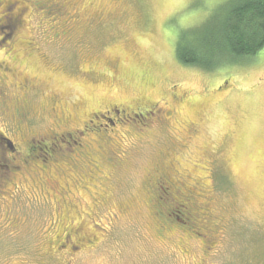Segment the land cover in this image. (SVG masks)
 Here are the masks:
<instances>
[{
  "label": "rangeland",
  "instance_id": "rangeland-1",
  "mask_svg": "<svg viewBox=\"0 0 264 264\" xmlns=\"http://www.w3.org/2000/svg\"><path fill=\"white\" fill-rule=\"evenodd\" d=\"M1 1L0 42L12 38L0 62L32 83L28 93L9 87V106L30 109L23 131L36 140L71 132L81 144L53 167L45 199L34 174L9 164L15 183L0 197V264H264V46L205 70L179 59L186 30L176 40L169 26L177 21L167 25L183 0H61L51 13L23 0L15 32L4 26L15 24L12 2ZM227 1L215 0L190 29L202 32ZM149 104L151 120H126L111 134L98 119L84 129L108 106L140 113ZM9 125L4 117L2 130L18 139ZM33 155L50 162L46 148ZM162 173L177 182L173 195L197 194V212L180 210L181 223L167 215L170 194L154 191Z\"/></svg>",
  "mask_w": 264,
  "mask_h": 264
},
{
  "label": "flooded vegetation",
  "instance_id": "flooded-vegetation-1",
  "mask_svg": "<svg viewBox=\"0 0 264 264\" xmlns=\"http://www.w3.org/2000/svg\"><path fill=\"white\" fill-rule=\"evenodd\" d=\"M49 2H43L42 0L37 1V9L46 10V13H51L55 9V4H58L61 0H48ZM2 1L0 0V3ZM12 4V14L11 18L13 21H15V24L11 22L9 26L4 25L9 29V31L12 30V32L17 31V28L20 24L18 22V19L23 17V15H26V12L28 10V7L23 3V0H11ZM4 3V2H2ZM11 10V9H10ZM2 20H5V17L3 16V19H0V22ZM6 21V20H5ZM7 22V21H6ZM5 22V23H6ZM12 37H4L1 39L0 45L6 43L7 41L11 40ZM10 56V55H7ZM15 67L14 63H10V65H7L4 62H0V167H5L4 173L6 174L3 176V186L0 189V197L3 198L5 193H8L9 190H4V188L8 189V185L10 183H15L13 179L9 177V174H12L10 172L9 164L11 163H17L14 168H21L19 165H22L23 173L26 172L32 173L35 175V177H31L35 183L36 186L40 187V191L43 193V197L45 199V196L48 197L52 195L47 190V181L50 178H53L54 176L51 175V172L54 171L53 167L56 166L57 168L60 164L59 159L64 157L68 154H72L74 152L73 145H80L81 140L73 138V133L66 132V133H57V132H48L45 134L39 133L37 137L40 138V140H36L34 137L31 136L30 133H26L23 130L24 125L23 122L25 121V118L27 116V112L30 110L24 109L23 107L21 109L15 108L13 106H9V94H8V88L13 87L15 89H19L20 91H23L24 93H28L32 88L31 80L28 78H21L20 76H17L15 73ZM11 76V77H10ZM228 82H223L222 85L218 86V89L224 88V86ZM56 98H53V103ZM24 102V101H23ZM117 106V105H113ZM146 108H152V106L149 104L147 107L139 108L143 110L140 113L132 112L128 110V108L123 107L122 109L114 110L110 106L106 107L103 111L104 113L107 112V114H101V116H98L99 114L93 113L91 116H88L85 123V128L87 130L88 127L94 126V121L98 119V125L105 133H110L113 128L123 123L125 120H133V119H141V121L145 120H151L154 113L152 110H146ZM53 110H55V106H53ZM12 111V112H11ZM106 111V112H105ZM12 115H9V114ZM102 113V111L100 112ZM133 113V114H132ZM108 114H112L113 117H110ZM4 117H8L9 120H11V123L13 125H9L7 129H12L11 131L15 129H20L17 135L18 139H13L12 136L7 132L2 130L1 128V122L3 121ZM4 125V124H3ZM83 129V130H84ZM16 132V131H15ZM79 130H76V135L79 134ZM110 136V135H108ZM70 139L69 142H65V138ZM79 137V136H78ZM82 138V137H81ZM38 141V143H37ZM37 143V144H36ZM67 144L64 146V144ZM26 150H23V149ZM46 148L48 150V161L46 164H37L36 157L33 155L34 152L37 151H43V149ZM71 152V153H69ZM12 154L13 156H9V159H7V154ZM50 158V159H49ZM21 159L24 160V162H21ZM19 163H18V162ZM23 163V164H20ZM27 164V166H26ZM33 167H30V166ZM30 167V168H29ZM32 168L38 171L36 173L35 171H32ZM30 169V170H29ZM28 170V172H27ZM157 184L155 185L154 191H157V194L164 195V194H170L171 200H172V206H171V213L168 212L167 215L173 217L176 221H179L177 213H180L182 211H192L197 212L198 204H197V194L195 193L194 189H187V191H176L175 195L170 193L171 186L175 185L177 182L174 181L172 176L165 175L162 173L161 177H158L156 179ZM180 183V181H178ZM59 186V185H58ZM57 186V187H58ZM56 187V188H57ZM60 191V189H58ZM73 192V191H70ZM48 194V195H47ZM155 194V193H154ZM63 195H67L63 193ZM69 196V195H67ZM66 196V197H67ZM69 198V197H68ZM71 198V196H70ZM64 203H68L69 199L63 198ZM59 203H62V200L59 201ZM72 204V201H71ZM69 207H72V205H68ZM166 210V209H165ZM183 216H185L187 219H190V216H192L189 213H182ZM86 243L92 244L95 240L87 237L84 240ZM207 243H215V240H209ZM70 249L75 250L77 246L74 245H68ZM69 253H72L69 251Z\"/></svg>",
  "mask_w": 264,
  "mask_h": 264
},
{
  "label": "trees",
  "instance_id": "trees-1",
  "mask_svg": "<svg viewBox=\"0 0 264 264\" xmlns=\"http://www.w3.org/2000/svg\"><path fill=\"white\" fill-rule=\"evenodd\" d=\"M204 28L181 33L176 52L183 63L211 70L253 56L264 46V0L227 1Z\"/></svg>",
  "mask_w": 264,
  "mask_h": 264
},
{
  "label": "clouds",
  "instance_id": "clouds-1",
  "mask_svg": "<svg viewBox=\"0 0 264 264\" xmlns=\"http://www.w3.org/2000/svg\"><path fill=\"white\" fill-rule=\"evenodd\" d=\"M183 4L184 7L175 12L167 21L168 26L171 20L175 19L177 21L176 25L169 26L170 30L174 31L176 40L179 29L187 30L203 23L217 5L215 0H204V6L200 8L193 7V0H183Z\"/></svg>",
  "mask_w": 264,
  "mask_h": 264
}]
</instances>
